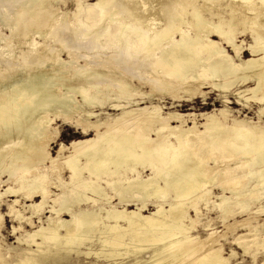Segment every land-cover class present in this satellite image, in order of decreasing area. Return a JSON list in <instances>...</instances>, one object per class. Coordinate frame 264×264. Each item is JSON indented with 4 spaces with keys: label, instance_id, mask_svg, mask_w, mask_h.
<instances>
[{
    "label": "rangeland",
    "instance_id": "obj_1",
    "mask_svg": "<svg viewBox=\"0 0 264 264\" xmlns=\"http://www.w3.org/2000/svg\"><path fill=\"white\" fill-rule=\"evenodd\" d=\"M20 1L21 0H19V2ZM36 1L39 0H34L33 4L37 5ZM98 1L99 0H45L46 3L43 6L38 7V9L35 8L37 9H34L35 12L32 10V13L31 11L29 12V10L27 11L31 14L29 17L26 16L28 15L27 12H24L25 14H23V16L27 18V21L25 22V18L22 16L21 21L23 19V24L20 21L19 23L17 20L16 23H14L16 18L13 16L12 18L14 19H12L9 15H7L8 17L3 16L0 18V22H3V24L0 23V66L2 67H0V97L3 95L12 97L13 94H17V98H21V95L23 94L22 92L27 91L28 88V85L21 84L22 80H24L27 76L33 77L37 75H44L48 72H50L51 75H55V67L59 64L64 66V68H62L63 70H60L61 72L63 71L64 74L59 78V80H57L52 90L62 97L71 96L72 103H74L75 106V111L73 112L71 118L67 121H64V117L62 116L56 117L53 114L49 115L53 121L50 123L49 129L46 131L45 138L42 140V143L47 145L46 153H48L51 158H57L61 149L60 147H65L62 154L55 162H51L48 159L44 161L45 163L38 162L32 170H27L19 163L12 166L9 161L2 163L3 169L0 167L2 169H0V216L3 217L2 220H0V264H15L20 262L21 258L24 256L23 250L28 248H30V250H37L35 244L28 247L27 241L29 240V234L37 231L41 226L47 227L48 224H54L53 226L60 225V229H63L62 231H64L66 227H64L63 222L67 220L70 221L72 219V216L67 213H63L61 217L56 215L53 216V214L50 213V207L54 205L53 200L56 199L57 195H61L63 191V184L68 183L71 180L70 171L66 169L65 165V162L73 155L71 143L76 140H87L95 137L96 135L95 129L90 128L88 126L89 124L100 121L102 126L99 130L103 135V132L106 133L108 131H113L115 130V127H120V125L124 126V124L130 123L133 120L135 121V119H137L140 115V110H143L145 114H150L156 110L159 112V117L160 115L162 116L160 119H166L169 114L172 113L183 115L185 121L183 126L185 129L193 127L194 124L196 125V129L194 130V133L191 134V137L195 138V134H202L200 136L198 135V140H206L210 137L209 133H205V125L208 122L206 117L207 115L215 116L225 127L228 128L235 125L234 120L244 121L247 126L248 124H255L260 127H264V115L260 114V109L263 107L261 103L254 99L246 101V98L251 96L249 93L245 94V98H240L238 95V93L242 92L244 89L253 88L255 86V82L251 79L246 83H240L239 79H241L244 74L243 70L240 67L236 69L233 68L242 65L243 61L251 58L250 46L255 43L254 36L256 34L254 32L263 34L261 38L264 43V19L260 20L262 25H255L253 28L249 29L247 24L250 19L248 18L241 21L242 11H240V8L239 11L237 10L234 12L233 10V7L236 4L235 0H182V2H180L181 0H179V2L178 0H173V2L172 0H111L110 3L113 4L109 3L111 7L108 8L111 10L113 8L112 14H114L113 18L116 19L115 22L126 21V24L133 26L134 20L131 21V18H128L131 13H133L134 16L141 18L144 17L142 18L143 20H146V18L148 19L149 17L150 20L143 21L141 19V23L143 25L141 29L140 25H138L139 27H135L136 30L134 32H132L131 29L124 32V43H122V49H120L121 54L125 53L128 44H133L138 40V36L140 34L143 35L145 33H150L152 34H149L150 37L153 35L158 36L161 31L164 32L169 28L174 29V36L156 44L154 51H152V55H150L151 57L149 56L147 61L144 59L147 56L145 53H142L140 55L141 57L136 55L130 57L129 64L131 63V66H134L131 70L132 67L126 68L122 61H119L120 63L113 61L114 59H117L120 51L119 47L121 42L118 43L114 40L118 23L108 21L106 19H89V8L93 7ZM175 1L177 3H175ZM188 1L193 3L190 4ZM237 1L239 3L241 2V0ZM256 1L259 3L258 0H250L248 3L249 6L252 4L255 5V3L257 4ZM161 2L165 5H162ZM183 2L186 5L183 4ZM79 6L81 7V11L79 14H76ZM184 6L186 11L184 10ZM204 7H206V9ZM170 8H174V10L172 11ZM111 10L109 11L111 12ZM125 10L127 12L129 10L130 13H127ZM170 11H172V13ZM36 12L44 13L43 18L41 19L42 21L38 19H36L38 20L37 22L34 21V17L32 15L34 13L36 14ZM124 12L127 14L125 15ZM197 15L201 18L202 22H197ZM260 15L262 17L264 13ZM9 17L11 20L8 19ZM3 18L5 21L7 20V23L9 24H7ZM47 18H49L48 24L46 22ZM171 18H174V20L178 19L179 22L176 20V22L174 21L172 24ZM238 18L240 19V22L238 21ZM51 19L52 22H50ZM193 21L195 23H193ZM17 23L18 27L15 26ZM203 26L204 28H202ZM218 26L221 33H223V30L224 33H228L230 35L229 37L232 38L233 42H236V47H233L231 42L226 40L225 34L222 35L214 31V29ZM48 27L49 29L46 30ZM153 30L155 34L154 32L152 33ZM205 31L208 35H211L209 36L210 39ZM12 32L15 36L11 35ZM202 33L205 36H203ZM195 37L199 39L200 44L205 46L209 44L210 40H214L213 43H216V50H213V53H217L221 50L223 52V57L228 59H225L223 64H218L216 67L208 70L203 76L197 75V72L199 69L207 66V58L212 52H203L202 56L198 60L199 62L195 61V63L182 67L180 72L175 75L170 72L166 75V73H163L162 70L159 71L153 68V62H156L159 59L170 58L169 61L173 60V58H171L170 51L176 43L180 42L183 38L196 40ZM90 43L94 45V48L88 47ZM52 55L57 58L55 57L56 59L52 60ZM263 55L264 52L262 51L258 56L260 57ZM169 65H171V62ZM108 66L113 69H109ZM87 67H89L90 72L84 75L83 72L87 69ZM97 70H99V72ZM127 70L129 72L131 70V75ZM123 71H125V75L123 74ZM79 76L82 77L80 79H83L81 84H85L86 81L91 82L88 89L90 93L94 94L97 92L98 88L101 89L99 95L102 97V100L94 99L86 103L81 97V94L72 92V89L71 87L69 88V86H63L62 82H71L72 86L76 85L80 81ZM156 77H159V79ZM120 81H129L131 83L132 89L130 91L133 92L132 96L116 97L115 91L117 86H119L117 82ZM15 82L19 83L21 86L16 85ZM191 90H194V92ZM15 91H17V93ZM145 108L148 109L145 110ZM129 110H135L134 115L128 117L129 119L127 118L122 120L120 125H118L119 122L116 123L115 120L121 116V113ZM222 110H227V116L224 117L221 114ZM87 113H93L95 115L90 118L88 117V119ZM152 121H154V119ZM152 123L151 126H153L154 129L159 128V124H157L159 122ZM108 126H110V128ZM170 126L174 128L182 125L180 121L170 120ZM9 128L10 132L8 134L3 133V135H0V162L3 160L2 158L5 157L3 152L6 151L5 153L7 155L9 149H11V151L12 149H19V147L22 149V144L26 140V137L14 135L17 134V128L16 130L13 127ZM168 134V130L163 131L159 139H164ZM151 136L153 139H157L158 137L154 132ZM171 143L178 147L175 140H171ZM203 143L198 144L195 149L199 151V148ZM203 150L206 149L204 148ZM228 155L229 154L226 153L221 155L220 152H215L210 156H207L204 160L209 168L208 176L211 178L215 176V179L210 186L208 185L205 188L211 191L209 196L210 206L205 208V205H202L199 215H196L193 209H189L187 212L189 218L193 220L194 230L192 234L194 236L198 235L201 237V241H203L206 240V237L209 234L213 233L211 237L215 240L212 238L213 243L209 245L219 249L221 255L227 258V264H253V258H255V256V263L263 264L264 253L263 248L260 247V245L264 244V228H262L264 225V211L258 213L255 212L260 206H264V196L260 201L255 200V196L251 197L253 198V201L251 202V210L248 212L241 210L235 205L230 209L228 214L225 215L219 208L220 196L224 195L227 198H230L232 202L236 199V196L231 193L230 189L232 187L226 186V190L222 189V185H224L223 181L227 178L224 177V170L230 169L232 171L233 177H229V179H238L239 182L236 185L237 189L244 190L248 183L250 184L249 179H239V177L243 176L246 170L249 171L248 168H244V170L240 165H237L240 161V157L229 160L227 159ZM2 164L0 163V166ZM8 165L10 167H8ZM138 172H140L143 176L151 173L149 169L144 171L140 169ZM39 174L47 175V178L44 180V185L50 194L49 198L47 196V204L44 206L43 210L39 214H33L34 210L30 209V206L32 204H39L42 201L41 193L35 192L28 196V193L24 190L17 194L7 192V190L9 188L18 190L20 188L19 183L24 181L26 177ZM128 174L130 175V178L134 176L136 177L137 171H129L127 176ZM104 178L109 180L107 177ZM101 182L103 186H107L106 181L102 180ZM107 193L109 196L112 195L110 202L104 198L99 199L95 196L93 198L98 200L97 204L99 206H118L119 210H121L119 198L114 195L115 193H113L111 188L108 187ZM90 202H83L80 205H75L76 207L74 208L76 210H74L92 209L90 206L93 205H91ZM154 202L160 203L165 206V209H168V206L176 202V198L174 199V195L171 194L167 198H165V196H161L159 199L150 201L148 205L150 212L155 211ZM135 204H137V202H135ZM135 204L130 203L128 208L130 210L135 209ZM18 212L23 215L24 219H18L16 217ZM209 222L210 227L205 230V226L208 225ZM120 224L126 226V222L124 221H121ZM255 228H258L259 231L256 232ZM100 229L103 230V226H101ZM98 238L99 233L94 235L93 243L95 244L92 243V245H90L89 243L90 246H82V251L88 252L90 249L98 251L100 249ZM37 242H41V239L38 238ZM214 243H216L215 246L213 245ZM242 245H248L250 247L249 253H244ZM152 252L153 249H148L141 254H138L137 258L140 262L137 264H146V262L149 261ZM93 256L94 255L84 257L83 254L76 256L72 253L70 255V259L64 264L136 263L135 255H131L130 257L117 256V258L112 257L107 259Z\"/></svg>",
    "mask_w": 264,
    "mask_h": 264
},
{
    "label": "bare ground",
    "instance_id": "obj_2",
    "mask_svg": "<svg viewBox=\"0 0 264 264\" xmlns=\"http://www.w3.org/2000/svg\"><path fill=\"white\" fill-rule=\"evenodd\" d=\"M249 1L250 0H241L239 3L237 0H235L236 4L233 7V10L234 12L237 10L239 11L240 8V11H242L241 21H244V19L248 18L250 19L247 24L250 29L255 25H262L260 20L264 19V15L261 17L260 14L264 13V0H258L259 3L256 1L257 4L255 3V5L252 4L250 6L248 4ZM18 2L19 0H0V18L3 16L8 17L7 15H9L11 18L12 16L16 18L14 23H16V20L18 22H22L23 19L21 21V18L28 10L29 12L31 10L34 11L35 8L38 9V7H41L46 3L45 0L44 2L43 0H39L36 1V5L33 4L34 0H21L18 5ZM110 2L111 0H99L93 7L89 8V19H106L108 21L115 22L116 19L113 18L114 14H112L113 8L112 10L108 8L111 7L109 5ZM180 2H182V0ZM184 2L183 4H185ZM175 3L177 2L175 1ZM192 3L193 2L190 4ZM163 4L164 3H162V5ZM204 8L206 9V7ZM170 9L172 11L174 10V8ZM109 10H111V12ZM80 11L81 7L79 6L76 14H79ZM172 11L170 12L172 13ZM37 12L36 14L34 13L32 15L34 17V21L36 22L41 20L44 16V13ZM126 12H124L125 15L129 12V10L127 13ZM27 14V17L31 15L28 12ZM129 16L130 17L128 18H131V21L134 20L133 26L126 24V21L115 22L118 23V27L117 32L114 35V40L118 43L121 42L119 50L122 49V43H124V32L130 29L132 32H134L136 30L135 27L140 25L141 29L143 26L141 19L144 17L141 18L134 16L133 13H131ZM24 18L26 22L27 18ZM196 18L197 22H202L198 15ZM8 19H10V17ZM48 19L49 18L46 19L47 24L49 21ZM146 20H149V17L148 19L146 18ZM176 20L178 21V19L174 20V18H171L172 24L174 21L176 22ZM238 21L240 22V19ZM5 22L7 23V20ZM50 22H52V19ZM0 23L3 24L2 21ZM193 23L195 22L193 21ZM15 26L18 27V23L17 25L15 24ZM49 27L46 28V30H48ZM202 28H204V26ZM214 31L222 35L225 34L226 40L231 42L233 47H236V42H233L228 33H224L223 30V33H221L219 26L215 28ZM153 32L154 30L152 33ZM254 33L256 34L254 36L255 43L250 46L251 58L243 61L242 65L233 68L236 69L240 67L243 70L244 74L242 78L239 79L240 83H246L251 79L255 82V86L253 88L244 89L242 92L238 93L239 97L242 98L245 96V94L249 93L251 96L246 98V101L254 99L261 103L263 107L260 109V114L264 115V55L260 57L258 56L260 52H264V43L262 42L261 38L263 34H260L259 32ZM149 34H140L138 36V40L133 44H128L125 53L121 54L120 50L117 59H114L113 61H122L126 68H131L132 64H129V58L133 55L140 56L142 53L147 55L144 58L145 61H147L149 56L152 55V51H154L156 44L161 43L163 40H168L174 36V29L169 28L164 32L161 31L159 35L156 34L158 36L153 35L150 37ZM11 35L15 36L13 32ZM207 36L209 38L211 35L207 34ZM213 41L214 40H210L209 44L205 46L199 43L198 38H196V40L183 38L180 42L176 43L170 51V55L173 60L169 61L170 58L159 59L158 61L153 62V68L159 71L162 70L163 73H166V75L169 72L175 75L180 72L182 67L198 61L203 52H212L207 58V66L199 69L197 72V75L203 76L208 70L216 67L218 64H223L225 59H228L223 57V52L221 50L217 53H213V50H216V43H213ZM88 47L94 48V45L90 43ZM56 56H53V58L51 57L52 60L56 59ZM170 62L171 65H169ZM110 66H108L109 69H113ZM62 68H64V66L58 64L55 67V75H51L50 72H48L44 75H37L33 77L27 76L21 82L22 85H28L27 91L22 92L23 94L21 95V98H17V94H13L12 97H8L6 95L0 97V135H3V133L8 134L10 132L9 127H13L15 130L17 128V134L14 135L26 137L25 142L22 144V149H20V147L19 149L17 148L15 150L12 149V151L9 149V152L7 151V155L5 153L6 151L3 152L5 157H1L3 159L0 162L1 164L9 161L12 166L19 163L27 170H32L38 164V162H44L47 159L51 162H55L62 154L63 150L65 149L64 146L60 147L61 149L57 158H51V156L46 153L47 145L42 143V140L45 138L46 131L49 129L50 123L53 121L49 115L53 114L56 117L62 116L64 117V121H67L71 118L73 112L75 111V106L74 103H72L71 96L62 97L52 90L57 80H59V78L64 74L63 71H60ZM131 70L130 72L127 70L129 74L131 73ZM97 71L99 72V70ZM88 72H90L89 67H87L83 74L85 75ZM124 73L125 71H123V74ZM80 78L82 77L79 76L80 81L78 80L79 83L76 85L72 86L71 82H62V84L65 87H71L72 92L81 94V97L86 103L94 99L102 100V97L99 95L101 89L98 88L97 92L94 94L90 93L88 89L91 85V82L86 81L85 84H81L83 79ZM156 78L159 79V77ZM117 83L119 84L115 91L117 98L121 96L133 95V92L130 91L132 86L129 81H120ZM15 84L18 86L20 85L16 82ZM15 92L17 93V91ZM192 92H194V90ZM146 109L148 108H145V110ZM134 112L135 110L124 111L120 114L121 116L115 120V122H119L118 125H120L122 120L133 116ZM139 112L140 115L137 117V119H135V121L133 120L130 123L124 124V126L120 125V127H115V130L112 129L113 131H108L106 133L103 132V135L99 130L102 126V123H100V121L91 123L88 126L95 129V137L87 140H76L71 143L73 155L68 161L65 162L66 169L70 171L71 180L70 182L63 184V191L61 195H57L56 199L53 200L54 205L50 207V213H52L53 216L56 215L58 217H61L63 213H67L72 216V219L70 221L67 220L63 222L64 227H66L64 231H62L63 229H60L61 226H58L56 223L57 226H53L54 224H48L47 227L41 226L37 231L29 234V240L27 241L28 247L32 244H35L37 250H30V248L23 250L24 256L21 258L20 262L15 264H64L70 259V255L72 253H74L76 256L81 254H83L84 257L94 255L98 258L103 257L106 259L112 257L117 258V256L130 257L131 255H135V264H137L140 262V260L137 258V255L148 249H153V252L146 264H227V258L221 255L219 249L209 245L213 243V237H211L213 233L209 234V237L207 236L206 240L203 241H201V237L198 235L194 236L192 234L194 230L193 220L189 218L187 212L189 209H193L196 215H199L202 205H205V208L210 206L209 196L211 191L205 188L213 183L215 176L212 178L208 176L209 168L204 160L207 156H210L215 152H220L221 155L225 153L229 154L227 156V159L229 160L240 157V161L237 163V165H240L242 169H249V171L246 170L242 177H239V179L250 180V184L248 183L244 190L236 188V185L239 182L238 179H229V177H233L232 171L230 169L224 170V177L227 178H225V181H223L224 185H222V189L226 190L228 186L232 187L230 190L231 193L236 196V199L232 202L230 198H227L224 195L220 196L219 208L222 213L225 215L228 214L230 209L235 205L241 210L248 212L251 210V202L253 201V198L251 197L255 196V200L257 201L262 199L264 196V127H260L259 125L255 124H248L247 126L245 125L244 121L234 120L235 125L231 128H228L225 127L215 116L207 115L206 117L208 122L205 125V133H209L210 137L206 140H198V137L202 134H195L196 137L192 138L191 134L194 133L196 125L194 124L193 127L185 129L183 126L185 123L183 115L172 113L169 114L166 119H160L162 116L160 115L159 117V112L156 110L150 114H145L143 110H140ZM221 114L224 117L227 116V110H222ZM94 115L95 114L93 113H87V118H90ZM153 119L154 121H152ZM170 120L180 121L182 126L172 128L170 126ZM151 121L156 123L159 122L157 123L159 124V128L154 129L153 126H151L153 124ZM108 127L110 128V126ZM165 130H168L169 134L164 139L160 140L159 138ZM153 132L157 134V139L152 138L151 134ZM171 140H175L178 147L171 143ZM200 143L203 144H201V147L198 151L195 149V147ZM204 148L206 150H203ZM2 166L3 164L0 167ZM8 167L10 166L8 165ZM140 169L143 171L149 169L151 173L149 175L143 176L140 172H138ZM129 171H137V175L135 174L136 177L134 176L130 178L129 174L128 177L127 173ZM104 177H107L109 180H106ZM46 178V174L26 177L24 181L19 183L20 188L18 190L9 188L7 192L17 194L24 190L26 193H28V196L35 192L41 193L42 201L39 204H32L30 206V209L34 210L33 214H39L47 204V196L49 198L50 194L44 185V180ZM102 180L106 181V187L102 185ZM108 187L111 188L113 193H115L114 195L119 198L121 210H119L118 206H99L97 204L98 200L93 198L94 196L98 197L99 199L104 198L110 202L112 195L109 196L107 193ZM171 194L174 195V199L176 198V202L168 206V209H165V206L160 203H155V201V211H149L148 205L150 201L159 199L161 196H165V198H167ZM83 202H90L91 205H93L90 206L92 209H82L75 211V205H80ZM135 202H137V204H135ZM130 203L135 204V209L130 210L128 208ZM262 211H264L263 205L260 206L255 213ZM16 217L18 219H24L20 212L17 213ZM2 218L3 217L0 216V220H2ZM121 221L126 222V226L121 225ZM209 225L210 222L205 226V230L210 227ZM101 226H103V230L100 229ZM262 228H264V225ZM255 231L258 232L259 229L255 228ZM97 233H99L98 243L100 244V249L98 251H93V249H90L88 252H83L81 247L92 245L94 235ZM38 238L41 239V242H37ZM215 244L216 243L213 245L215 246ZM260 247L263 248L264 253V244L260 245ZM242 248L244 253H249L250 247L248 245H242ZM255 258H253V264H256Z\"/></svg>",
    "mask_w": 264,
    "mask_h": 264
}]
</instances>
